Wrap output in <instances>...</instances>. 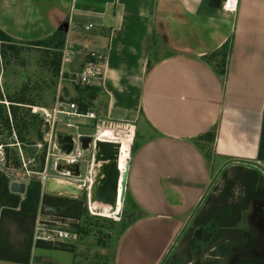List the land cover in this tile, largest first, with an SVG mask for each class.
Segmentation results:
<instances>
[{
  "label": "crops",
  "instance_id": "crops-1",
  "mask_svg": "<svg viewBox=\"0 0 264 264\" xmlns=\"http://www.w3.org/2000/svg\"><path fill=\"white\" fill-rule=\"evenodd\" d=\"M64 26L105 55L97 119L133 128L125 199L135 215L111 264H166L216 170L260 160L264 0H238L234 14L208 0H0L10 38L39 40ZM212 128L208 160L198 138Z\"/></svg>",
  "mask_w": 264,
  "mask_h": 264
},
{
  "label": "rangeland",
  "instance_id": "rangeland-1",
  "mask_svg": "<svg viewBox=\"0 0 264 264\" xmlns=\"http://www.w3.org/2000/svg\"><path fill=\"white\" fill-rule=\"evenodd\" d=\"M66 41L72 47H67ZM77 43L65 36L59 52L13 41L0 44V156L4 160L0 175L7 179L8 187L12 179L9 174L21 175L27 170L32 172L34 179L40 174L52 178L57 177L56 171L59 165H63L58 160V151L44 144L45 124L35 112L52 109L56 101L61 100L74 103L82 113L93 111L97 117V104L93 101L99 90L96 87H79L71 82L73 74L88 60L75 47ZM64 50L71 52L66 63L63 62ZM86 121L79 132L92 134L97 121ZM55 129L57 135L74 131L61 125ZM204 142L198 143L210 160L209 145ZM90 154V151L84 154L80 164L82 173ZM263 192V179L250 167L217 169L208 198L166 264H264ZM41 195L62 199L63 205L70 206L73 214L78 205L80 208L78 218H61L58 211L39 203L31 231L28 264H31L33 256L49 259L55 264H111L115 243L135 215L125 198L123 205L118 199L114 218H104L89 213L83 193L78 197H62L49 195L44 190ZM64 209L62 207L60 212ZM120 212L121 216L117 218ZM37 219L50 220L56 225L66 224L77 234V240L66 244H33L32 234ZM10 225L0 213V231L6 230L9 234L8 240L4 239L0 246V255L6 249L16 250L18 254L15 257L20 259L27 236L19 231L16 233L15 225ZM0 261V264H18Z\"/></svg>",
  "mask_w": 264,
  "mask_h": 264
},
{
  "label": "built area",
  "instance_id": "built-area-1",
  "mask_svg": "<svg viewBox=\"0 0 264 264\" xmlns=\"http://www.w3.org/2000/svg\"><path fill=\"white\" fill-rule=\"evenodd\" d=\"M237 3L238 0H224L220 5V9L226 14H234L237 9ZM89 30H91L90 25L84 28V31L86 32ZM66 44L67 47H72L68 46L67 41ZM75 47L79 48V51H82L83 55L88 57V60L80 70L73 74L71 82L79 87H95L101 80V69L105 55L103 52L95 49H88L81 44H75ZM70 54L71 52L67 50L63 51L64 63L69 62ZM35 113L42 118L45 124L43 134L44 144L47 148L52 147L58 151V160L61 161L63 165H59L56 171L57 177L49 178L43 173L44 175L40 174L37 179H34L32 172L25 170L21 175L9 174L10 177L12 176L9 183L23 184L26 191V188L31 182L37 181L42 186L40 193H43L46 186L45 184L49 179H63L70 185H77L81 188L82 193L86 197L87 209L90 214L94 215L89 204L92 187L94 185L92 168L94 165L95 144L97 142L119 144V140L129 134V127L124 124L97 120L93 111L82 113L78 111V108L74 103L61 100H57L52 109H39V111ZM262 116L264 117V102L262 106ZM86 120L97 121L92 134H82L79 132V128L86 125ZM59 125L74 130L73 133L67 134L71 137L72 141V148L69 154H64L59 150L57 138L62 135H57L55 129V127ZM83 138H88L90 140L87 149L82 148L81 139ZM88 151L91 153L90 160L87 162L85 171L82 173L80 170V164L85 152ZM248 166L253 169V171L257 172L264 181V162H262V160L254 161ZM3 168L4 160L2 156H0L1 172H3ZM24 194L20 196L23 198ZM32 240L33 244L40 242L46 244H66L75 242L77 240V234L70 231L66 224L56 225L50 220L44 222L37 219L33 229Z\"/></svg>",
  "mask_w": 264,
  "mask_h": 264
},
{
  "label": "trees",
  "instance_id": "trees-1",
  "mask_svg": "<svg viewBox=\"0 0 264 264\" xmlns=\"http://www.w3.org/2000/svg\"><path fill=\"white\" fill-rule=\"evenodd\" d=\"M65 37V26L59 28L51 35L39 39V40H16L10 38L0 29V44L1 46L9 43L16 42L21 44H30L33 46H43L46 49H51L53 51L59 52L63 46ZM2 54V49L0 50ZM58 68V61H57ZM149 65L147 67L146 73L149 71ZM84 110V107L82 106ZM80 109V110H82ZM215 128H212L208 133L200 136L199 140H208L211 141L215 135ZM264 149V145H262ZM262 147H260L258 159L264 160V153L262 151ZM41 186L37 181L31 182L26 188L24 197L21 199L20 195L12 194L8 190V181L3 176L0 175V208L1 214L3 215L4 221L6 220L8 223L15 225V232L27 236V242H25V249L23 252V257L18 259L15 257L18 252L16 250L6 249L3 252V255H0V260L15 262L18 264H28L29 263V250L31 245V231L34 224V220L36 217V212L39 203L45 205L48 208L55 209L58 211V216L61 218L75 217L78 218L80 205L75 208V214L71 213V207H66L63 205V201L60 198L49 197L47 195L41 196ZM264 194V192H263ZM19 207L18 211L14 210ZM65 208L63 212H60L61 208ZM18 233V234H19ZM8 232L6 230L0 231V246L3 244L4 239L8 240ZM5 242V241H4ZM11 248V246H9Z\"/></svg>",
  "mask_w": 264,
  "mask_h": 264
},
{
  "label": "water",
  "instance_id": "water-1",
  "mask_svg": "<svg viewBox=\"0 0 264 264\" xmlns=\"http://www.w3.org/2000/svg\"><path fill=\"white\" fill-rule=\"evenodd\" d=\"M224 0H208L209 7L213 9H220V5ZM88 138L81 139V145L83 149L88 148ZM57 144L59 150L64 154H69L72 148V141L69 135L58 136ZM120 145L112 143L97 142L95 144L94 163H101L99 172V179L96 188L93 191L92 202L103 206H108L111 209L115 208L118 202L123 205L125 192H126V179L128 173L129 160L132 152V145L130 146V153L128 158L127 167L125 173L120 182V172L118 170V157H119ZM55 181L49 180L45 186V191L49 195H57L52 191V187ZM120 186V198L118 196V188ZM68 191L74 192L76 189L71 186L66 187ZM8 190L12 194L23 195L25 193V186L23 184L11 183ZM58 196V195H57ZM80 196V195H79ZM121 212L117 215L120 218ZM32 264H53L49 260L42 259L40 256L32 257Z\"/></svg>",
  "mask_w": 264,
  "mask_h": 264
},
{
  "label": "bare ground",
  "instance_id": "bare-ground-1",
  "mask_svg": "<svg viewBox=\"0 0 264 264\" xmlns=\"http://www.w3.org/2000/svg\"><path fill=\"white\" fill-rule=\"evenodd\" d=\"M104 131H108V130H104ZM108 134V133H105ZM133 128L129 127V134H127L126 136L122 137L119 140V145H120V151H119V157H118V170L120 172V182L123 178V175L125 173V169L127 167V163H128V158H129V146L131 145L132 139H133ZM100 168H101V163L95 164L93 165L92 168V179L94 180V185L92 187V193L90 195V209L93 212L94 216H101L104 218H114V214L116 212V208L111 209L108 206H103L100 204H96L94 202H92V195H93V191L96 188V185L98 183V179H99V172H100ZM55 181L53 187H52V191L55 192L58 196H62V197H78L79 195H81L82 190L79 186L77 185H70L69 183H67L65 180L63 179H59V178H55L53 179ZM67 186H71L74 187L76 189V191L74 192H70L67 190ZM120 186L118 188V196L120 198ZM118 204V202H117Z\"/></svg>",
  "mask_w": 264,
  "mask_h": 264
}]
</instances>
